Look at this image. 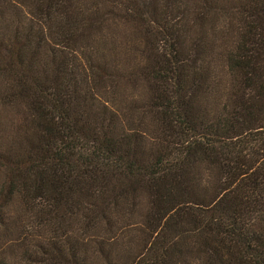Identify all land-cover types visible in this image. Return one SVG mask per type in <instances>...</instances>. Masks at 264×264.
I'll return each instance as SVG.
<instances>
[{
    "label": "trees",
    "instance_id": "16d2710c",
    "mask_svg": "<svg viewBox=\"0 0 264 264\" xmlns=\"http://www.w3.org/2000/svg\"><path fill=\"white\" fill-rule=\"evenodd\" d=\"M8 108L0 264H264V0H0Z\"/></svg>",
    "mask_w": 264,
    "mask_h": 264
},
{
    "label": "rangeland",
    "instance_id": "374dc122",
    "mask_svg": "<svg viewBox=\"0 0 264 264\" xmlns=\"http://www.w3.org/2000/svg\"><path fill=\"white\" fill-rule=\"evenodd\" d=\"M112 37L114 38L113 41H109V51L111 56H115L117 58V61L120 64H125L128 60L130 59L131 56L129 55V51L127 49V44L132 42L134 40V37L131 36L129 31L125 28L122 27H115L112 30ZM15 111L14 109H0V144L4 147H8L13 142H15L13 138V133L15 130L12 128L16 127V122L11 126V123H13V115ZM13 130V131H12ZM16 143V142H15ZM3 171L0 170V184L3 180ZM15 208H11V221L12 223L15 222L16 219V212L14 210ZM16 227V224L13 225ZM16 237V233L13 232L9 234L8 236L5 235V232L3 230L0 231V246L2 245L4 248H6L7 243H11ZM8 256L10 255V252L6 253Z\"/></svg>",
    "mask_w": 264,
    "mask_h": 264
}]
</instances>
